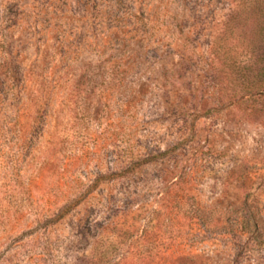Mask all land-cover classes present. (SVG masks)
<instances>
[{
  "label": "rangeland",
  "instance_id": "rangeland-1",
  "mask_svg": "<svg viewBox=\"0 0 264 264\" xmlns=\"http://www.w3.org/2000/svg\"><path fill=\"white\" fill-rule=\"evenodd\" d=\"M238 2L0 0V264H264V36L210 63Z\"/></svg>",
  "mask_w": 264,
  "mask_h": 264
},
{
  "label": "trees",
  "instance_id": "trees-1",
  "mask_svg": "<svg viewBox=\"0 0 264 264\" xmlns=\"http://www.w3.org/2000/svg\"><path fill=\"white\" fill-rule=\"evenodd\" d=\"M108 2L124 5L126 0ZM225 26L229 31V38L225 37L215 42L214 55L210 61L211 68L238 74L242 66L234 51V44H240L251 53L255 51L257 38L264 36V0H239ZM235 37H238L237 41L233 40ZM243 77L241 89L253 96L252 94L261 87L259 93L264 94V81L256 79L254 75ZM251 96L250 98H253Z\"/></svg>",
  "mask_w": 264,
  "mask_h": 264
}]
</instances>
